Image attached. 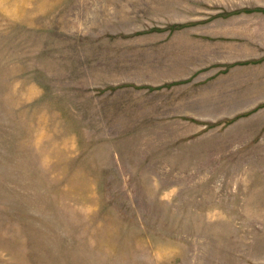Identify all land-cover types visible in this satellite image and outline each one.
<instances>
[{
    "label": "rangeland",
    "instance_id": "374dc122",
    "mask_svg": "<svg viewBox=\"0 0 264 264\" xmlns=\"http://www.w3.org/2000/svg\"><path fill=\"white\" fill-rule=\"evenodd\" d=\"M0 264H264V0H0Z\"/></svg>",
    "mask_w": 264,
    "mask_h": 264
}]
</instances>
